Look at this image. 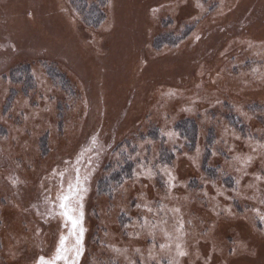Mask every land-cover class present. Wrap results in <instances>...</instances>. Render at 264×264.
Instances as JSON below:
<instances>
[{"label": "rangeland", "instance_id": "374dc122", "mask_svg": "<svg viewBox=\"0 0 264 264\" xmlns=\"http://www.w3.org/2000/svg\"><path fill=\"white\" fill-rule=\"evenodd\" d=\"M77 170L78 264H264V0H0V264Z\"/></svg>", "mask_w": 264, "mask_h": 264}, {"label": "snow or ice", "instance_id": "6c2138e0", "mask_svg": "<svg viewBox=\"0 0 264 264\" xmlns=\"http://www.w3.org/2000/svg\"><path fill=\"white\" fill-rule=\"evenodd\" d=\"M86 190L87 189L81 184L77 170L76 182L74 184L70 182L67 193L58 196V200L60 201L58 207L61 209L60 215L65 218L66 223L71 224V228H69V236L74 237L75 243L71 250L68 249L65 246L68 237L62 235L55 255L51 259H45L44 257H41L39 264H57L58 261H63L64 264H78L79 256L83 251L82 241L84 233V228L82 226L83 205L80 203V201L83 200V196L80 195V193L86 192ZM73 201L80 203V211L78 215L75 214L77 209L73 207ZM69 251L74 253L71 258L66 255V253ZM179 254L184 255L185 253L180 252Z\"/></svg>", "mask_w": 264, "mask_h": 264}, {"label": "trees", "instance_id": "16d2710c", "mask_svg": "<svg viewBox=\"0 0 264 264\" xmlns=\"http://www.w3.org/2000/svg\"><path fill=\"white\" fill-rule=\"evenodd\" d=\"M29 78V77H28ZM186 123L188 124V126H185V127H187V128H185L184 127V129H183V127L181 128V125L183 126V122H181V124H179V127H178V130H181L180 132L184 135L183 137H185L186 135H188L189 134V138L190 139H188V142L190 143V144H193L194 142H195V139H196V133H197V129H196V127H195V124L193 123V121L192 120H186ZM189 128V129H188ZM122 173L123 172H128L127 170H126V168L123 170V171H121ZM121 172H118L119 174L118 175H115V180L117 181V182H120L121 183V180H122V178H121ZM129 173V172H128ZM128 173H127V175H128ZM130 174V173H129Z\"/></svg>", "mask_w": 264, "mask_h": 264}]
</instances>
